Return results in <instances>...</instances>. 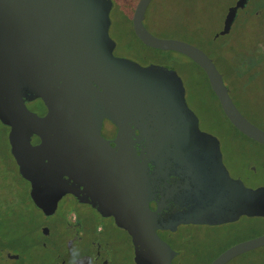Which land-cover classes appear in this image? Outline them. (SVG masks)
Wrapping results in <instances>:
<instances>
[{
    "label": "water",
    "instance_id": "95a60500",
    "mask_svg": "<svg viewBox=\"0 0 264 264\" xmlns=\"http://www.w3.org/2000/svg\"><path fill=\"white\" fill-rule=\"evenodd\" d=\"M243 1L227 7L214 35L228 30ZM147 2L137 0L133 7L134 35L144 45L176 50L193 60L231 124L264 144V129L237 109L205 51L146 29ZM109 6V0H0V122L8 125L9 150L18 173L29 182V196L45 215L64 192L80 201L95 199L98 209L130 234L136 264H171L175 251L155 231L167 224L159 219L158 205L150 209L147 200L155 185L168 178L169 189H189L195 178L193 152L201 138L212 180L227 181L233 198L263 186L250 189L228 176L216 140L198 129L174 71L111 52ZM33 97L42 100L44 114L24 105ZM102 117L117 125L114 146L99 133ZM134 128L135 137L143 139V154L132 144ZM31 134L38 143L29 142ZM147 161L154 163L152 170ZM260 245L264 232L226 246L207 264H223Z\"/></svg>",
    "mask_w": 264,
    "mask_h": 264
},
{
    "label": "flooded vegetation",
    "instance_id": "af4514ba",
    "mask_svg": "<svg viewBox=\"0 0 264 264\" xmlns=\"http://www.w3.org/2000/svg\"><path fill=\"white\" fill-rule=\"evenodd\" d=\"M136 1L137 0L133 1L128 17L131 31L130 17ZM152 1L153 0H148L142 17L143 25L151 33L152 31L149 29L148 25L151 20L150 10L152 7ZM109 2L110 8L111 1L109 0ZM234 2L235 0H232L224 6V12L220 18V23L214 32L220 28L227 7ZM262 2L263 0H252V3L249 4V0H244L241 6L235 8L228 30L225 33H219L216 35H214L213 32V36L226 34L227 36L223 40H225L224 43L226 41L230 42L229 49L233 45L235 47L234 43L242 45L244 42L249 43L250 41H257L258 46L262 51V54L260 53V60H262L261 65H264V4ZM179 9H182L180 4ZM249 20L254 23L252 28L247 26ZM111 52L114 55L120 56V54H117L112 50ZM211 60L219 71L227 92L237 109L249 121L264 129L263 111L258 110L257 108V112H254L250 110L249 107L243 108L242 106H239L240 97L237 94H233L239 93V91L247 92V95L244 96L245 98L247 97L250 100L253 99L258 103L261 101L263 104L262 108H264V71L261 69L258 70L259 76L254 82L244 80L245 74L241 71L240 73L237 71L236 77L230 76L226 80L225 74L220 70L212 58ZM234 63L237 64L236 61ZM165 68L168 69L167 67ZM24 105L38 115H42L46 111V107L40 97H33L25 100ZM222 114L226 122L237 130L240 135L264 145L240 132L231 124L223 112ZM3 125L5 127L6 139V149L3 153H5L7 158L11 161L12 167L15 169L18 177L26 183L27 188L25 190L27 200L39 212V219L29 228H25L24 223L22 225L23 227L19 228L20 222L23 219L25 222L24 213L16 211L12 205L7 204L4 206L0 202V224L5 222L2 230L0 229V264H40L42 259L45 260L44 257L48 258L49 264H115L111 257L113 252L112 248L108 245V231L110 227H115L121 230L124 234L125 238L129 241L133 258V245L130 239V234L125 228L115 223L113 215L110 213L103 214L100 209H98V203L95 199H92L91 201H80L77 200L72 193L64 192L56 200L52 212L48 215L44 214L42 208L35 204L29 196V182L18 173L17 165L9 150L7 139L8 125ZM197 127L200 131L207 132L216 140V146L219 151L221 162L223 163L229 177L240 179L244 186L250 189H254L258 186H263V188L254 194L247 193L241 195L239 198H233L232 194H229L230 189L227 187L229 184L227 181H224L222 178L220 180H212L214 173H212L204 164L207 162V146L205 145L204 139L201 138L200 142H198V150L193 152V161H195V178L194 182L190 184L189 189L184 187L177 190L169 189L168 186L171 179L168 178L166 181L155 185L152 191V197L147 200L150 209H155L158 205L157 213L159 219L165 221L167 224L159 225L155 228L157 235L165 240L168 245L174 249L175 253L183 243L180 232H178L183 228L189 229L191 226H205L217 229L228 227V224H231L229 229L221 232L224 235L229 231H233L234 233H237L238 230L242 231L243 228L247 226L248 218L256 217L259 220L264 221V180L249 185L243 181L241 176L232 174L224 162V149L219 144V138L215 134L201 129L198 126V122ZM116 130L117 125L115 123L106 117L101 118L99 133L109 141L111 146H114L113 139ZM136 135L137 129L134 128V133L131 135V139L133 140L132 144L137 154H143L144 150L141 149L143 139H137L135 137ZM39 140V137L35 134L29 136V142L31 144H36ZM154 166L153 162L147 161V167L150 170H152ZM261 166L263 168L262 173H264V164L261 163ZM247 168L249 170L247 169L246 171L250 173L251 170H254L251 164H249ZM79 186L80 188L82 187L81 185ZM9 198L10 197H8L6 201H10ZM12 201L13 200L11 199L10 202ZM263 231L264 230L259 233H262ZM259 233H254L251 236ZM244 238L246 237L235 234V238L226 240L221 248L215 251L204 264H207L212 257L226 246ZM28 248L35 249V254L31 257L26 253ZM239 254H241V252L231 258H234Z\"/></svg>",
    "mask_w": 264,
    "mask_h": 264
},
{
    "label": "rangeland",
    "instance_id": "374dc122",
    "mask_svg": "<svg viewBox=\"0 0 264 264\" xmlns=\"http://www.w3.org/2000/svg\"><path fill=\"white\" fill-rule=\"evenodd\" d=\"M110 1L111 7L107 12V34L113 43L111 50L139 65L158 64L174 71L182 84L183 99L195 116L198 126L219 138V144L224 149V162L229 171L241 176L246 184L262 182L264 173L261 163L264 164V145L240 135L226 122L202 71L183 53L144 45L133 35L128 17L134 0ZM230 1L232 0H153L150 10L151 20L147 25L157 36L189 40L213 55L215 40L209 38V41L207 37L209 32L219 25L224 6ZM250 3L252 0H249ZM262 3L264 4V0ZM179 4L180 7L182 6L181 10ZM260 53L262 54V51ZM261 62L262 60L258 61L257 68L260 67L264 71ZM252 103L264 113L261 101L260 104L253 101ZM239 106L245 108L241 101ZM5 149V127L0 123V202L4 206L12 205L16 211L24 213L25 222L23 219L19 228L23 227V223L25 228H29L38 221L39 212L27 200L26 183L18 177L11 161L3 153ZM249 164L254 168L251 173L246 171ZM8 197L13 201H6ZM4 223L0 224L1 230ZM230 225L217 229L191 226L189 229L179 230L183 243L173 255L171 264H204L226 240L235 238V234L248 238L264 230V221L251 217L248 218L247 226L242 231L238 230L237 233L226 231L228 233L223 235L221 232L229 229ZM108 236V245L112 248L111 257L115 264H135L129 241L121 230L110 227ZM34 252V248H28L26 253L31 257ZM44 259L40 264H49L48 258L44 257ZM225 264H264V245L247 249Z\"/></svg>",
    "mask_w": 264,
    "mask_h": 264
},
{
    "label": "trees",
    "instance_id": "16d2710c",
    "mask_svg": "<svg viewBox=\"0 0 264 264\" xmlns=\"http://www.w3.org/2000/svg\"><path fill=\"white\" fill-rule=\"evenodd\" d=\"M223 12L221 13V16H222ZM249 15H250V13H249ZM221 16H220V18H221ZM253 25H254V23L251 20H249L247 26H250L252 28ZM214 30L215 29H212L209 32L207 38L209 41H210V39H212L213 41L215 40V53L213 55H211L205 49L202 48V50H204L215 61L216 65L225 74L226 78H229V76L236 77L237 71H239V73L241 71V72H243V74H245L244 80L254 82V80L259 76L258 70H260V67L259 68H257V67L259 66L258 61L260 60V51L261 50L258 46L257 41H253V42L250 41L249 43L244 42L242 45H238L237 43H234L236 46L234 47V46L230 45L231 48L229 49V43L230 42L226 41L224 43L225 40H223L227 35L225 34V35L213 36ZM187 41H189V40H187ZM189 42H191V41H189ZM191 43H193V42H191ZM195 45H197V44H195ZM197 46H199V45H197ZM154 48H156V47H154ZM189 60L194 65H196L204 74L203 70L193 60H191L190 58H189ZM235 61L237 62V64L234 63ZM204 76H205V74H204ZM205 79H206V77H205ZM206 82H207L208 88H209L210 92L212 93V95L214 96V98L217 102V106H218V101H217L215 95L213 94V92L211 91V88L209 87L207 79H206ZM246 93L247 92L239 91V93H233V94L239 95V97H240L239 100L243 103L244 107H246V108L249 107L250 110L257 112L256 111L258 108L257 105L255 103H252V101L253 102H256V101L253 99L252 100L249 99L250 100L249 101L247 97L245 98L244 96L247 95ZM218 108H219V106H218ZM219 110H220V108H219Z\"/></svg>",
    "mask_w": 264,
    "mask_h": 264
}]
</instances>
